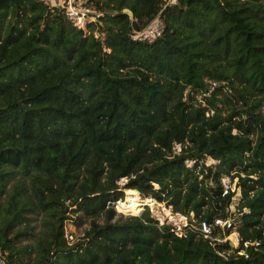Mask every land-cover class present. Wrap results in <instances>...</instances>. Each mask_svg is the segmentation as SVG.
Segmentation results:
<instances>
[{"label":"trees","instance_id":"1","mask_svg":"<svg viewBox=\"0 0 264 264\" xmlns=\"http://www.w3.org/2000/svg\"><path fill=\"white\" fill-rule=\"evenodd\" d=\"M92 1L104 42L40 0H0L8 262L264 264V0ZM155 17L163 34L133 40ZM224 178L241 191L226 234H239L236 247L216 239L221 227L201 229L230 212ZM125 190L186 224L178 231L132 204L136 215L118 213ZM66 221L87 225L79 250ZM246 241L255 243L247 252Z\"/></svg>","mask_w":264,"mask_h":264},{"label":"built area","instance_id":"2","mask_svg":"<svg viewBox=\"0 0 264 264\" xmlns=\"http://www.w3.org/2000/svg\"><path fill=\"white\" fill-rule=\"evenodd\" d=\"M50 11V13H55L56 11L61 12L65 16V18L77 29L82 30L85 34L91 35L94 39L104 42L106 37V30L101 17L103 16V12L98 10L93 4L92 0H40ZM175 0H167V3H173ZM165 29L164 22L160 17H155L148 25L141 29L133 28L131 31V37L133 40L137 41H146L153 42L155 39L160 37ZM190 162H187V165L190 166ZM134 192V191H133ZM138 196L139 193H136ZM135 194H129V202H126V198L123 200H118L115 202V207L122 208L128 212L129 205L132 204L133 201H137V196ZM139 201V200H138ZM137 201V202H138ZM142 206H146L143 205ZM66 226V225H65ZM215 226H221L224 230L232 227V221L227 218H216L213 223L208 224L206 222H201V229L203 233L208 236L210 235L212 229ZM233 238L235 239L236 245L239 244V234L234 231ZM64 235L67 243L70 246H75L74 250H79V248L86 244L87 238L84 237L83 232L75 236L65 227ZM221 242H225L228 239L226 236L223 238L216 237ZM81 242V245H76ZM255 243L244 242L243 246L246 249V252L250 249V247H254ZM239 253L243 254V251ZM0 264H10L7 259V252L1 250L0 248Z\"/></svg>","mask_w":264,"mask_h":264},{"label":"rangeland","instance_id":"3","mask_svg":"<svg viewBox=\"0 0 264 264\" xmlns=\"http://www.w3.org/2000/svg\"><path fill=\"white\" fill-rule=\"evenodd\" d=\"M177 148H179V146H177ZM215 161L211 160L210 158H208L206 160V164H211L214 163ZM126 179H121L119 181V184L122 185L123 183H125ZM222 183L225 187V189H228L230 187V189L232 191H234L235 195L233 196V203L229 206V211L227 214H225L224 218L229 219L230 221H232L235 217V215H237V207H236V203L239 200V196L241 195V191H240V187L237 185L238 184V179L234 178L232 181H230V179L228 178H224L222 180ZM134 191V190H133ZM135 194V193H134ZM136 195V194H135ZM137 196V195H136ZM129 197V195L126 193V190L124 191V198ZM125 200V199H124ZM138 203H140L141 205H146V206H141V211L144 210L146 207L149 208L151 214L158 220V222L160 224H163L165 222H172L177 230L179 231L181 227H183L186 222H187V218L185 216L180 215L181 217H183V219L181 221L178 220H170L169 218L166 217L165 213H164V209H167L168 211H170V213H172L173 215H175L173 212H171V210L168 207H165V203H159L158 201H156L155 199H152V204L147 203L148 202V198H144L140 195L137 196ZM134 202H132V207L135 208L136 206L134 205ZM116 211L118 213H122L123 215H133V213L129 210L128 212L122 208L119 207H115ZM178 215V214H176ZM65 227L66 229H68L71 233H73L75 236L80 235L83 232V228L87 227L86 224L82 225L80 228H77L71 221H66L65 223ZM221 227V226H220ZM221 229H223L221 227ZM226 235V234H225ZM226 238L232 242V245H234L235 247L238 246L236 245L235 239L233 238V233L226 235ZM252 248V247H250Z\"/></svg>","mask_w":264,"mask_h":264},{"label":"bare ground","instance_id":"4","mask_svg":"<svg viewBox=\"0 0 264 264\" xmlns=\"http://www.w3.org/2000/svg\"><path fill=\"white\" fill-rule=\"evenodd\" d=\"M137 192H135V194H136ZM146 198H148L149 200H148V202L147 203H149V204H152V200H150V199H152V198H149V197H146ZM134 205L136 206L135 208H133V210L134 209H136L138 206H142L140 203H138L137 201H135L134 202ZM153 205V204H152ZM130 210V209H129ZM128 210V211H129ZM133 210H130L133 214H135L136 215V212H134ZM164 213H165V215H166V217L167 218H169L170 220H178V221H181L182 219H183V217H181L179 214L178 215H173L172 213H170V211H168L167 209H164Z\"/></svg>","mask_w":264,"mask_h":264},{"label":"water","instance_id":"5","mask_svg":"<svg viewBox=\"0 0 264 264\" xmlns=\"http://www.w3.org/2000/svg\"><path fill=\"white\" fill-rule=\"evenodd\" d=\"M122 12L127 13L129 15L130 19L133 18V13L130 9L125 8L122 10ZM136 192L139 193L138 191H136ZM224 232H225V234H227V229L224 228Z\"/></svg>","mask_w":264,"mask_h":264}]
</instances>
